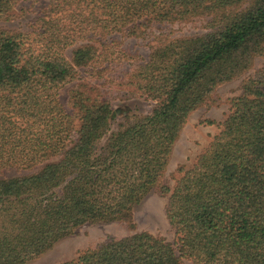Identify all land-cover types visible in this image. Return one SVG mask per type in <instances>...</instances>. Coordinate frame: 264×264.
Segmentation results:
<instances>
[{"label": "trees", "instance_id": "1", "mask_svg": "<svg viewBox=\"0 0 264 264\" xmlns=\"http://www.w3.org/2000/svg\"><path fill=\"white\" fill-rule=\"evenodd\" d=\"M21 1L0 0V21ZM30 1L31 31L0 29V173L29 172L0 179V264H27L84 225L131 220L153 190L168 198L175 244L141 232L61 264H264V67L193 168L164 183L190 115L264 57V0ZM197 19L206 32L160 35L147 62L109 74L133 62L110 37ZM115 92L153 108L112 130Z\"/></svg>", "mask_w": 264, "mask_h": 264}, {"label": "rangeland", "instance_id": "2", "mask_svg": "<svg viewBox=\"0 0 264 264\" xmlns=\"http://www.w3.org/2000/svg\"><path fill=\"white\" fill-rule=\"evenodd\" d=\"M39 5L32 6V1H21L17 7V15L10 21H0V29L10 32H27L32 30ZM22 9L19 11L18 9ZM143 38H128L117 34L110 40L119 42L120 49L125 50L129 56H133V62L114 63L111 74L115 79L121 80L130 69L144 64L149 59L151 46L156 45L159 36L165 35L172 38L193 36L207 31V20L197 19L185 23L154 24ZM72 50L67 52L71 58ZM264 67V57H257L254 65L243 76L221 85L206 103L193 112L187 125L184 127L171 155L169 165L164 177V183L173 189L177 179L181 176L179 169L184 167L190 170L197 159L212 143L214 137L220 132L221 124L226 120L230 109L231 100L241 94L242 82L246 78L255 76ZM132 68V69H133ZM131 69V70H132ZM88 69H80L83 76ZM102 90L108 88L103 86ZM105 87V88H103ZM70 86L61 92L62 101L68 98ZM122 94L115 92L112 108L116 111L117 118L113 122L112 130L124 121L129 114L146 115L153 108L150 101L140 98L123 100ZM16 170L0 173V179L28 174ZM168 198L162 196L157 190H153L135 209L131 220L115 222H99L87 224L78 228L72 235L58 241L52 249L27 264H61L76 258L79 253L95 248L110 240L121 239L136 233L148 232L156 237L165 239L171 244L177 242L176 230L168 221L166 209ZM182 264H193L187 258H183Z\"/></svg>", "mask_w": 264, "mask_h": 264}]
</instances>
